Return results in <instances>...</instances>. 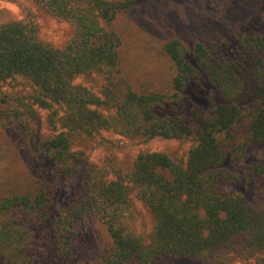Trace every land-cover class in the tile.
Wrapping results in <instances>:
<instances>
[{
    "label": "trees",
    "instance_id": "16d2710c",
    "mask_svg": "<svg viewBox=\"0 0 264 264\" xmlns=\"http://www.w3.org/2000/svg\"><path fill=\"white\" fill-rule=\"evenodd\" d=\"M32 1L67 21L73 32L64 46L54 47L32 20L0 21V84L20 78L32 88L3 94L0 125L30 132L41 109L50 131L35 142L40 155L31 164L32 189H8L9 166L0 172V263L33 264L36 256L54 255L69 260L71 242L91 217L103 223L110 239L94 264L202 260L234 245L264 251V206L222 191L224 184L241 180L264 182V160L251 162L242 174L224 167L229 159L238 162L248 145L264 143V34L241 32L232 54L202 42L187 47L179 39L166 40L161 49L171 63L168 84L135 90L117 77L121 38L107 25L151 0ZM93 72L107 75L99 93L74 82ZM203 80L219 101L208 111L194 104L189 113L177 114ZM104 130L143 141L192 143L183 158L147 151L125 171L106 169L74 148ZM76 177L81 187L56 209L53 188ZM134 200L152 218L148 231L136 230ZM37 241L41 247L32 249Z\"/></svg>",
    "mask_w": 264,
    "mask_h": 264
},
{
    "label": "rangeland",
    "instance_id": "374dc122",
    "mask_svg": "<svg viewBox=\"0 0 264 264\" xmlns=\"http://www.w3.org/2000/svg\"><path fill=\"white\" fill-rule=\"evenodd\" d=\"M7 18L32 20L37 25L39 36L54 47L64 46L73 32L67 21L46 14L32 0H0V21ZM107 27L114 29L121 38L118 79L135 90L164 87L171 76V63L161 49L166 40L176 38L187 47L202 42L220 49L224 54H232L237 47L236 38L241 32L264 34V1L151 0L118 14ZM74 82L99 93L106 85L107 75L93 72L76 77ZM200 82L203 83L198 86L197 93L177 107V114L189 113L194 104L208 111L213 102L219 101L215 88L207 81ZM31 89L20 78L0 84V109L4 93L25 94ZM45 113L44 110H38L39 121L31 124L30 132L19 133L12 126L0 125V172H6L5 166H9L11 180L9 184L5 183L8 189L15 186L20 189L33 188L35 173L31 164L40 155L35 142L50 133L44 122ZM191 143L190 140L159 137L143 141L127 138L113 130H104L92 138H81L74 148L84 150L89 162L97 167H115L125 171L140 152H165L173 159H178L185 157ZM256 160H264V143L248 145L238 162L229 159L224 167L242 174L245 167ZM259 184L256 180H241L224 184L222 191L240 193L247 203L261 207L264 206V182ZM80 187L77 177L59 183L51 195L54 207L59 209L63 206ZM134 205L137 208L136 230L148 231L152 224L151 216L137 200H134ZM109 242L106 227L97 218L91 217L84 231L71 242L72 257L69 260L64 261L56 255L50 259L42 258L36 256L40 255L36 252L32 253L36 256L33 264H94ZM39 244V241L33 242L32 249L41 247ZM158 264H264V251H247L234 245L217 250L202 260L171 258Z\"/></svg>",
    "mask_w": 264,
    "mask_h": 264
}]
</instances>
